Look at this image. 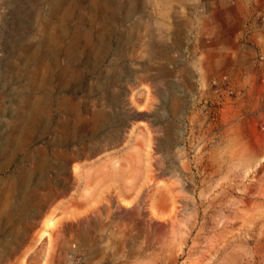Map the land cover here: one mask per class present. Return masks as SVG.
Returning a JSON list of instances; mask_svg holds the SVG:
<instances>
[{
	"label": "rangeland",
	"instance_id": "obj_1",
	"mask_svg": "<svg viewBox=\"0 0 264 264\" xmlns=\"http://www.w3.org/2000/svg\"><path fill=\"white\" fill-rule=\"evenodd\" d=\"M169 4L0 0V264H264V72Z\"/></svg>",
	"mask_w": 264,
	"mask_h": 264
},
{
	"label": "crops",
	"instance_id": "obj_2",
	"mask_svg": "<svg viewBox=\"0 0 264 264\" xmlns=\"http://www.w3.org/2000/svg\"><path fill=\"white\" fill-rule=\"evenodd\" d=\"M166 1L175 26L188 27L200 41L196 48L209 59L202 71L209 65L219 75L234 73L237 80L248 78L249 68L264 72V0Z\"/></svg>",
	"mask_w": 264,
	"mask_h": 264
}]
</instances>
